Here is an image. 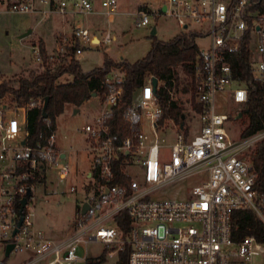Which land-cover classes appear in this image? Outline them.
I'll use <instances>...</instances> for the list:
<instances>
[{
	"label": "built area",
	"instance_id": "1",
	"mask_svg": "<svg viewBox=\"0 0 264 264\" xmlns=\"http://www.w3.org/2000/svg\"><path fill=\"white\" fill-rule=\"evenodd\" d=\"M141 1L145 5L158 0ZM162 1L153 13L140 6L134 14V26H147L152 17L157 19L162 14L173 18L182 31H197L209 39L208 47H198L194 60L195 102L200 108L196 112L193 107L199 121L197 132L186 137L172 123L176 141L165 157L158 130H165L167 122L159 121L162 108L156 95L162 82L157 79L154 91L152 75L133 92L123 112L125 133L112 132L110 117L121 100L123 73L119 69L111 71L105 77L111 87L100 100V112L93 122L82 126L86 150L92 157L84 196L71 231L53 239L34 227L32 189L53 171L67 178L70 168L65 161L66 150L57 145L55 131L45 143L29 145L26 120L8 115L13 110L0 98V241L12 244L9 254L30 252L15 264H83L77 246L89 240L112 243L118 250L128 247V264H254L258 255L264 264V232L246 233L240 238L232 234L236 211H250L264 227V191L257 187L252 163L256 145L264 139V129L232 138L226 126L229 114L216 112L214 103L218 93H228L233 104L248 100L247 88L237 84L233 76L229 55L239 48L250 26L251 44L255 41L252 70L264 80V11L249 12L250 0ZM99 3L108 17L117 10V0ZM92 9L93 0H10L6 5L10 12L42 17L49 13H88ZM192 24L198 29H191ZM111 40L109 33L97 39L78 22L70 39L62 37L57 50L72 46L75 54H80L83 49H98ZM31 47L41 61L38 44ZM34 105L27 103L26 111ZM201 170L207 171V178L191 187L190 198L151 196L167 183ZM119 176L124 180L117 181ZM27 189L31 195L20 210ZM84 202L87 207L82 212ZM121 212L126 216L118 218ZM107 221L112 224L106 225ZM0 264L7 262L0 260Z\"/></svg>",
	"mask_w": 264,
	"mask_h": 264
},
{
	"label": "rangeland",
	"instance_id": "2",
	"mask_svg": "<svg viewBox=\"0 0 264 264\" xmlns=\"http://www.w3.org/2000/svg\"><path fill=\"white\" fill-rule=\"evenodd\" d=\"M8 1L0 0V6L5 7ZM163 3L162 0H158L144 5L140 0H117V10L111 21L103 10L94 15H88L89 20L86 21V24L90 26V30L95 32L99 38H102L105 33H109L112 40L102 44L98 49L86 48L77 54L81 67L84 70H89L100 66L105 54L115 58L114 60L126 58L130 61L144 56L150 47L149 36L153 27L157 29L156 37L163 40L182 32L173 18L162 14L157 19L152 17L147 26L140 28L134 26V14L140 6L144 5L143 8L153 13L160 9ZM76 18L86 20L84 15H78ZM60 21L61 16L58 14H47L40 21L38 14L15 13L0 7V73L5 75L4 80H15L19 76L27 75L30 71L41 69V61L36 59L31 47L32 44H38V37L45 41L46 49L51 55L50 63L55 60L56 55L64 52L54 49L56 45L54 32L59 27ZM190 28L197 30L198 26L192 24ZM28 29H31L32 32L20 38L19 36ZM69 31L70 29L67 27V32ZM196 42L198 47L206 48L209 39L199 36ZM254 45L255 41H253L252 48ZM120 56L122 57L119 58ZM177 71V79L174 82L171 97L184 108L185 127L180 130V133L190 137L197 132L199 121L194 113L189 91L190 78L180 68ZM67 79L68 77L64 75L59 81ZM233 86V84L230 85V87ZM100 100L99 97L98 99L92 98L79 107L76 113H73L74 108L67 106L56 117V143L61 149L66 150L65 161L70 168L69 174L67 178L62 179L58 171L49 173L45 181L37 182L33 187L31 200L34 227L42 230L50 238L58 239L71 231L78 203L84 196L86 173L91 169L92 157L86 150V134L82 130V126L93 122L95 115L100 112L102 108ZM6 103L13 110L8 112V115L16 116L22 122L26 120V105L18 107L14 102L6 101ZM214 103L216 112L229 114L230 118L226 122V126L230 136L238 138L245 127L240 117L234 118L240 105L233 104L228 93L216 94ZM166 124L165 130H158V137L162 151L167 158L170 145L176 141L177 132L174 130L172 122L168 121ZM206 178L207 171L201 170L167 183L153 191L151 196L155 199L169 200L190 198L191 187ZM71 186L74 187L73 190H70ZM111 224V221L106 222V225ZM4 246L5 243L0 241V257L4 254ZM28 252L12 251L4 257L7 264H15L30 254ZM77 254L84 257L80 260L83 264H86V258L98 256L101 258L98 264H118L119 262V250L112 243L102 241L89 240L86 244H79ZM262 262L261 255L255 257L254 264H262Z\"/></svg>",
	"mask_w": 264,
	"mask_h": 264
},
{
	"label": "trees",
	"instance_id": "3",
	"mask_svg": "<svg viewBox=\"0 0 264 264\" xmlns=\"http://www.w3.org/2000/svg\"><path fill=\"white\" fill-rule=\"evenodd\" d=\"M237 1V0H231ZM249 12H263L264 0H250ZM250 22V19H249ZM202 35L193 30L182 31L173 37L163 40L151 34L150 47L146 54L134 61L126 58L114 60L104 56L101 66L90 70H83L80 63L75 59V47H67L66 50L55 56V60L49 62L44 42L38 41L41 56V69L30 71L27 75L17 79L3 80L0 83V98L5 102H14L22 107L29 102H35L33 107L26 111V122L29 145L45 143V139L56 130V117L59 116L66 103L79 107L84 101L91 98L92 93L103 99L111 85L105 82V77L111 71L119 69L123 73L120 102L114 107L110 117L112 132L124 134L126 123L123 112L131 101L133 92L140 87L145 79L152 75L161 81L156 95L162 108L160 123L172 122L179 130L185 127L183 106L172 99L171 94L174 82L177 79V69L180 68L190 78L189 91L193 107L199 110L195 102V56L198 51L196 39ZM253 29L250 26L242 38L239 48L230 53L229 60L233 76L237 84L247 88L248 100L238 107L241 113L240 119L245 124L241 136H248L264 129V80L256 76L251 66ZM68 75L69 80L59 81ZM45 97L48 102L45 108L46 117L42 115V105ZM183 123V127H180ZM252 163L257 172V187L264 191V139L255 148L252 155ZM122 176L117 181H123ZM30 183V181L28 182ZM126 216L121 212L119 217ZM126 223V222H124ZM126 229V225H122ZM264 232L260 221L250 211H236L233 214L234 238H240L246 233ZM1 256L0 260L4 261ZM100 257L86 258V264H98ZM118 264H128V249L119 250Z\"/></svg>",
	"mask_w": 264,
	"mask_h": 264
},
{
	"label": "crops",
	"instance_id": "4",
	"mask_svg": "<svg viewBox=\"0 0 264 264\" xmlns=\"http://www.w3.org/2000/svg\"><path fill=\"white\" fill-rule=\"evenodd\" d=\"M10 1V0H9ZM8 1V2H9ZM141 1V0H140ZM141 3H143L142 1H141ZM8 4V3H7ZM141 5V4H140ZM139 5V6H140ZM0 7H2V8H5L6 9V6L5 7H3V6H0ZM102 10V8H101V6H100V3H99V0H93V9L90 11V12H88V13H81V14H77V13H74V12H69V13H66V14H64V15H61V14H58V13H49V14H51V15H56V14H58V15H60L61 16V21H60V24H59V27H57L56 29H55V32H54V36H55V41H56V45H55V50H57L58 49V44H59V42L61 41V39H62V37H67L68 39H70V37H71V35H72V29H73V26H74V24L75 23H78V22H81L82 24H84L86 27H88L89 29H90V26H88L87 24H86V21H88L89 20V18L87 17L88 15H90V14H96V13H98V11H101ZM78 15H84L85 16V19L86 20H84V19H82V18H76V16H78ZM44 17L45 16H40L39 15V20L41 21V20H43L44 19ZM114 18V15L112 16V17H108V19L111 21L112 19ZM67 27L70 29V31L69 32H67ZM92 27V26H91ZM152 30V29H151ZM156 31H157V29L155 28V33H156ZM31 32H32V30H31ZM92 32V31H91ZM95 36H96V38L97 39H99V36L95 33V32H92ZM29 35V34H28ZM39 38V40H42L43 42H44V45H45V41L43 40V38H41V37H38ZM33 43V42H32ZM31 43V44H32ZM33 45V44H32ZM45 49H46V46H45ZM53 49V50H54ZM46 52L48 53L49 51L46 49ZM48 55H49V57L51 56L49 53H48ZM105 56H106V54H105ZM107 56L108 57H110V58H112V59H115V58H113V57H111V56H109L108 54H107ZM122 56H120L119 58H121ZM118 58V59H119ZM75 59L79 62V59H78V57H77V54H75ZM103 60H104V58H103ZM102 65V64H101ZM100 65V66H101ZM97 67H99V66H97ZM84 70V69H83ZM90 70V69H89ZM85 71H87V70H85ZM4 74H1L0 73V83L6 78L5 77V75L3 76ZM2 76V77H1ZM67 77H68V79L67 80H69V79H71V77L70 76H68V75H66ZM92 98H97L98 99V96L96 95V96H91V98L90 99H88V100H86V101H84L79 107H81L85 102H88V101H90ZM99 103H100V105H101V102L99 101ZM67 106H69V107H72V108H74L73 109V113H76L77 111H78V108L79 107H74L72 104H70V103H66L65 105H64V109H65V107H67ZM76 109V110H75ZM64 111V110H63ZM28 253H30V252H28ZM29 255V254H28Z\"/></svg>",
	"mask_w": 264,
	"mask_h": 264
},
{
	"label": "water",
	"instance_id": "5",
	"mask_svg": "<svg viewBox=\"0 0 264 264\" xmlns=\"http://www.w3.org/2000/svg\"><path fill=\"white\" fill-rule=\"evenodd\" d=\"M30 33H31V29H28L23 34H21L19 37L20 38H23V37L27 36ZM151 34H155V27L152 28ZM151 82H152L153 89L155 91L156 85H157V78L156 77H153L152 80H151ZM91 96H96V93H92ZM47 102H48V97H45L44 100H43V105H42V115H43V117H46L45 108H46ZM240 116H241V113L239 112L238 115L235 118H239ZM184 117H185V115L183 114L182 115V118H184ZM180 127H183V123H181ZM30 195H31V191H30V189H27L25 197H23L21 199L20 210L22 209L23 205L25 204L27 197H29ZM86 207H87V203L84 202L83 205H82V207H81V211L83 212L86 209ZM20 221H21V217L18 220V223H17L18 225L20 224ZM15 230H16V228H15ZM11 247H12V244L11 243H7L5 245V249H4V255L5 256H7L9 254V251H10Z\"/></svg>",
	"mask_w": 264,
	"mask_h": 264
}]
</instances>
